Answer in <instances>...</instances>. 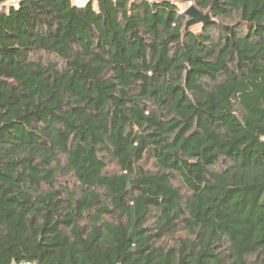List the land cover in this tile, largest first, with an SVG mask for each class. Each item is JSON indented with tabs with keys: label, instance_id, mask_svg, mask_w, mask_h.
<instances>
[{
	"label": "trees",
	"instance_id": "16d2710c",
	"mask_svg": "<svg viewBox=\"0 0 264 264\" xmlns=\"http://www.w3.org/2000/svg\"><path fill=\"white\" fill-rule=\"evenodd\" d=\"M95 2L0 11V264H264V0Z\"/></svg>",
	"mask_w": 264,
	"mask_h": 264
},
{
	"label": "rangeland",
	"instance_id": "374dc122",
	"mask_svg": "<svg viewBox=\"0 0 264 264\" xmlns=\"http://www.w3.org/2000/svg\"><path fill=\"white\" fill-rule=\"evenodd\" d=\"M81 1H82V3H84V1L86 3L89 0H81ZM91 1L93 2V7L96 8V2H95V0H91ZM190 6L191 5H189V4H187V5H179V11H180V13H184ZM209 19H211V17H209ZM188 21H189V18H188L187 22ZM214 22H216V23L217 22L218 23H222V22L227 23L228 21H223V20L221 21V20L214 19ZM201 28H202V25L201 24H197V25H194V26L191 27V29L193 31H196V32L199 31V30H201ZM113 169H114L113 165H110L109 166V170H113ZM59 181H60V183H63V180L62 179H60ZM174 185H176L177 187H179L181 193H184V188L182 186H180L178 184V182H175ZM179 235L184 236L185 234L183 232H179Z\"/></svg>",
	"mask_w": 264,
	"mask_h": 264
},
{
	"label": "water",
	"instance_id": "95a60500",
	"mask_svg": "<svg viewBox=\"0 0 264 264\" xmlns=\"http://www.w3.org/2000/svg\"><path fill=\"white\" fill-rule=\"evenodd\" d=\"M184 14L189 17V21L186 23V26L193 25L196 23L207 24L210 22L209 16L207 14L203 15L194 6H190L184 12Z\"/></svg>",
	"mask_w": 264,
	"mask_h": 264
},
{
	"label": "built area",
	"instance_id": "2783aa9c",
	"mask_svg": "<svg viewBox=\"0 0 264 264\" xmlns=\"http://www.w3.org/2000/svg\"><path fill=\"white\" fill-rule=\"evenodd\" d=\"M73 4H76V5H82V4H85V1L84 3H82L81 0H71ZM18 4V0H4L2 3H0V11L2 10H6L10 7H15L16 5ZM21 264H26V263H21Z\"/></svg>",
	"mask_w": 264,
	"mask_h": 264
}]
</instances>
